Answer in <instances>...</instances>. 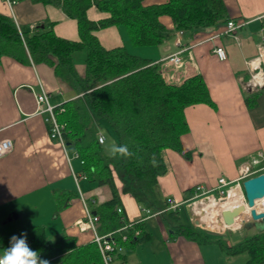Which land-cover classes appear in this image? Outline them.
<instances>
[{"label": "crops", "instance_id": "crops-1", "mask_svg": "<svg viewBox=\"0 0 264 264\" xmlns=\"http://www.w3.org/2000/svg\"><path fill=\"white\" fill-rule=\"evenodd\" d=\"M159 1L147 0V3ZM224 3L229 17L243 24L233 33H226V24L221 23L188 35L176 34L157 48H147L132 46L122 27L110 26L94 32L103 48L125 46L128 52L154 63L182 50V67L164 68L167 82L180 85L199 74L215 104L214 107L197 104L185 108L189 131L181 139L183 151L168 149L162 153L167 166V172L158 178V190L166 202L163 213L159 210L145 214L130 195L120 194L125 220L142 222L148 234L145 241L123 247L124 257L117 260L125 264H232L235 256L223 252L215 239L221 238L232 245L253 232L249 229L246 234L245 229L228 235L210 234L209 243L198 244L182 235H173L177 225L173 220L175 215H167L176 210L182 224L190 223L208 232L202 221L206 218L211 221L209 227L214 225L212 213L216 201L206 199L203 204L205 199L191 200L195 187L214 193L220 177L229 181L236 179L241 165L258 153L262 154L261 166H264V0H224ZM0 14L11 17L23 31L52 22L55 35L79 40L77 22L52 5L30 0L14 3L0 0ZM87 17L98 21L108 18L109 14L92 6L87 10ZM161 22L172 28L168 17H162ZM217 46L224 49L225 60H219L214 54ZM84 59L85 51L73 57L74 70L80 77L85 74ZM172 74L176 77L174 81H171ZM41 92L47 94L51 105L63 106L81 99L86 108L82 95L57 78L52 67L44 63L22 64L7 56L1 58L0 141L10 140L12 150L0 158V210L23 214L33 224L43 227L51 240L68 235L77 244H87L92 242L94 233L89 228L82 229L77 222L84 220L87 212L97 216L93 208L109 201L112 194L107 185H98L86 178L72 145L65 143L63 147L49 137L45 115L37 113L36 96ZM87 115L95 138H104L100 144L103 156L111 157L114 153L107 146L108 125L89 111ZM115 184L120 192L121 182L115 180ZM232 191L239 194V200L226 205L229 207L241 203L240 191ZM54 192L72 193L68 205L57 215ZM168 200L177 207L170 209ZM255 206L262 209L259 204ZM248 214L246 209L239 218L240 224H235L234 219L230 227H240L249 221ZM97 225L98 222L95 229L99 233ZM246 258L247 255L239 260L245 264Z\"/></svg>", "mask_w": 264, "mask_h": 264}, {"label": "trees", "instance_id": "trees-1", "mask_svg": "<svg viewBox=\"0 0 264 264\" xmlns=\"http://www.w3.org/2000/svg\"><path fill=\"white\" fill-rule=\"evenodd\" d=\"M30 1L57 7L66 17L75 20L79 40L58 37L52 22L23 31L11 17L0 14V62L7 56L22 64L44 63L53 68L57 78L82 95L86 108L81 99L65 103L58 121L65 124L64 142L76 149L83 165L82 173L90 182L107 185L111 191L109 201L93 208L99 217L98 232L102 235L115 232L122 247L143 242L148 234L142 222L125 220L120 194L130 195L151 213L159 210L163 213L166 202L161 199L158 178L167 172V166L162 153L168 149L183 151L181 139L189 131L185 108L197 104L214 107L215 104L201 75L190 77L180 85L168 84L157 62L132 54L125 46L105 49L94 32L110 26L122 27L132 46L157 48L176 34L188 35L228 21L235 22V19L229 17L224 0ZM92 6L108 13L109 17L98 21L88 19L87 10ZM162 17L170 19L172 28L161 22ZM79 51H85L83 77L74 70L73 57ZM87 111L108 125L117 148L126 146L129 155L117 152L111 157L103 156L102 147L89 125ZM115 180L121 182L120 192ZM191 190L186 192L191 193ZM71 196L70 192H54L55 215L68 205ZM10 214V211L0 210L1 257L16 236L25 238L29 248L39 253V259L49 264H104L93 241L77 244V240L68 235L51 240L43 227L33 224L23 214L18 213L16 220L7 221ZM167 215H175L173 220L177 225L173 235H182L198 244L209 243L211 233L190 223L182 224L176 210ZM127 224L130 226L117 232ZM135 230L139 231L138 236H134ZM121 234L127 235L126 241H120ZM215 243L229 256L246 253L245 264H264V230L253 229L232 245L218 237ZM120 256L123 259L121 252L115 259Z\"/></svg>", "mask_w": 264, "mask_h": 264}, {"label": "built area", "instance_id": "built-area-1", "mask_svg": "<svg viewBox=\"0 0 264 264\" xmlns=\"http://www.w3.org/2000/svg\"><path fill=\"white\" fill-rule=\"evenodd\" d=\"M9 3H14V1L6 0ZM243 24L235 23L234 21H228L226 24V33L233 32L239 28H241ZM181 34V33H179ZM214 54L217 56L219 60H225L226 59V53L222 47H215L213 49ZM182 50L171 54L167 58H163L160 62H157L158 64H163L160 67L161 76L164 79V81L168 84L170 82H167L165 70L164 68L168 65L172 66L175 69H178L182 67L183 65V59L181 56ZM172 80L176 79L175 75L172 74ZM166 79V80H165ZM36 103L38 107V114L45 115V122L48 125V132L49 137L51 139L58 140L60 144L64 147V139H63V133L65 131V124L58 121V115L64 112V108L62 105L54 106L51 105L48 101L47 94L45 92H41L36 96ZM97 141L99 144H102L104 142V138L102 136H99L97 138ZM12 150V142L10 140H1L0 141V158L7 155ZM77 157V154L75 155ZM261 160H262V154L258 153L254 157H250L248 162L243 163L240 167L239 175L234 180H227L224 177H220L218 179L217 187L215 188V192L212 191H206L201 186H196L194 189V195L191 200H196L198 198L202 199H212L216 201V199L219 201L221 199H224L229 195V193L233 189H238L241 191V181L251 178L253 176H256L258 174H261L264 172V166H261ZM167 203L169 204L170 209H175L177 206L174 202L171 200H168ZM142 212L145 214H150V211L147 208H141ZM117 211L120 213L121 209H117ZM99 218L95 215L90 214L89 212L86 213V216L84 220H79L77 224L82 228H89L93 231V239L92 241L96 244L99 253L101 255L102 261L104 264H125L124 262H120L117 259H115L116 254L120 253L123 250V247L119 244V240L115 237V232L113 233H107V234H99L97 233L95 229V225L98 222ZM130 225H124L123 228L117 230L122 231L125 230ZM134 236L139 235V231L135 230L133 232ZM127 235L121 234L120 235V241H126ZM3 258V257H0Z\"/></svg>", "mask_w": 264, "mask_h": 264}, {"label": "water", "instance_id": "water-1", "mask_svg": "<svg viewBox=\"0 0 264 264\" xmlns=\"http://www.w3.org/2000/svg\"><path fill=\"white\" fill-rule=\"evenodd\" d=\"M241 188L244 194L245 203L244 204L241 203L231 208L222 210L221 219L223 224L225 226L233 225L234 219L243 215L246 211V208H248L250 220L252 222V224H250L249 227L253 226L254 229L258 232L263 231L264 212H257L255 210L254 205H255V201L264 198V174H258L256 176L243 180L241 184ZM17 218H18V214L12 212L7 217V221L16 220Z\"/></svg>", "mask_w": 264, "mask_h": 264}, {"label": "rangeland", "instance_id": "rangeland-1", "mask_svg": "<svg viewBox=\"0 0 264 264\" xmlns=\"http://www.w3.org/2000/svg\"><path fill=\"white\" fill-rule=\"evenodd\" d=\"M170 56V55H169ZM169 56H167V57H169ZM167 57H165V58H167ZM164 58V59H165ZM107 146L108 147H112V149L113 148H117V144H116V140L114 139V135H113V133L110 131V136L108 137V139H107ZM117 153V152H116ZM116 153H114L113 155H115ZM112 155V156H113ZM242 182H243V180L241 181V184H242ZM240 193H241V195H242V202L241 203H245V199H244V194H243V191H242V188H241V191H240ZM224 200L225 199H221V200H217L216 199V207H215V209H214V212L212 213V215H213V224L215 225H213L214 226V228H213V226H211V227H209L208 225H209V223L211 222V221H207V220H205L204 219V221H202V225H203V227L206 229V230H208V232L209 233H211V234H217V235H225V234H229V232H231V233H236V232H241L242 230H247L248 232H246V234L247 233H249V229H254V227L252 226V227H249L250 226V224H252V222H251V220L250 221H245V222H243L242 223V225L240 226V227H226L224 224H223V222H222V220H220L219 219V216H220V210L221 209H225V208H230V207H233L234 205H236V204H240V203H235V204H232V205H230V207L229 206H224V204L225 203H223L224 202ZM195 201H197V202H199V201H201V198H198V199H196ZM196 202V203H197ZM259 207H262L263 208V205L261 204L260 205V203H259ZM216 215V216H215ZM218 215V216H217ZM215 217H217V218H215ZM249 222V223H248ZM246 223V224H245ZM249 227V228H248ZM212 238L213 239H215L216 237H213L212 236ZM225 240H227L228 238L226 237V238H224ZM223 239V240H224ZM216 244V243H215ZM237 256V257H236ZM243 256L245 257L246 255L244 254L243 255V253H241V254H238V255H235V259H232L233 261H234V263H232V264H244V261H242L243 260ZM239 258L240 259H242V260H239Z\"/></svg>", "mask_w": 264, "mask_h": 264}, {"label": "clouds", "instance_id": "clouds-1", "mask_svg": "<svg viewBox=\"0 0 264 264\" xmlns=\"http://www.w3.org/2000/svg\"><path fill=\"white\" fill-rule=\"evenodd\" d=\"M116 152L125 156L130 154L126 146L113 148V153ZM11 245L3 258H0V264H49L47 260L39 259V253L29 248L25 238L13 236Z\"/></svg>", "mask_w": 264, "mask_h": 264}, {"label": "bare ground", "instance_id": "bare-ground-1", "mask_svg": "<svg viewBox=\"0 0 264 264\" xmlns=\"http://www.w3.org/2000/svg\"><path fill=\"white\" fill-rule=\"evenodd\" d=\"M239 194L236 192V191H232V192H230L229 193V195L227 196V197H225L224 199V202L223 203H225L224 204V206L226 207V205L227 204H230V203H233V202H236V201H238L239 200ZM241 200H242V195H241ZM261 201V203L263 204V208L262 209H259L258 208V206H255L256 204H259V202ZM207 201L205 200V201H203V204L204 203H206ZM242 202V201H241ZM215 203L214 202H212V206L214 205ZM241 204V203H240ZM242 204H244V203H242ZM236 205H239V204H236ZM255 205H254V207H255V210L257 211V212H264V198L263 199H260V200H257V201H255ZM235 206V205H234ZM231 208V207H230ZM225 209H228V208H225ZM246 209H248V208H246ZM222 210H224V209H221L220 210V216H219V219L220 220H222L221 219V211ZM249 210V209H248ZM242 216V215H241ZM241 216H239V217H237V218H235V224H240V220H239V218L241 217ZM248 219H249V221H250V216H249V214H248ZM234 224V223H233ZM227 227H230V226H227Z\"/></svg>", "mask_w": 264, "mask_h": 264}]
</instances>
